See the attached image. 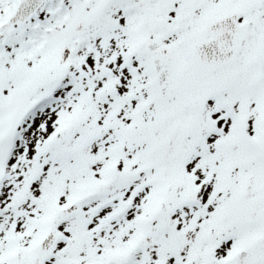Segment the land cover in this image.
Returning <instances> with one entry per match:
<instances>
[{
  "label": "snow or ice",
  "instance_id": "obj_1",
  "mask_svg": "<svg viewBox=\"0 0 264 264\" xmlns=\"http://www.w3.org/2000/svg\"><path fill=\"white\" fill-rule=\"evenodd\" d=\"M0 264H264V0H0Z\"/></svg>",
  "mask_w": 264,
  "mask_h": 264
}]
</instances>
